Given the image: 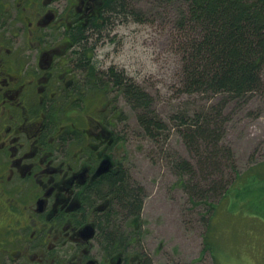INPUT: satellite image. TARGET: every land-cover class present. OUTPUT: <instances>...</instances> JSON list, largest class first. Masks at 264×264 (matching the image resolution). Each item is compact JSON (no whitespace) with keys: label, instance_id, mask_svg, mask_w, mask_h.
I'll list each match as a JSON object with an SVG mask.
<instances>
[{"label":"flooded vegetation","instance_id":"af4514ba","mask_svg":"<svg viewBox=\"0 0 264 264\" xmlns=\"http://www.w3.org/2000/svg\"><path fill=\"white\" fill-rule=\"evenodd\" d=\"M107 3L0 0V264H141L106 223L111 183L132 176L105 113L116 101L85 88L109 67L89 65L93 77L79 64L77 38Z\"/></svg>","mask_w":264,"mask_h":264},{"label":"trees","instance_id":"16d2710c","mask_svg":"<svg viewBox=\"0 0 264 264\" xmlns=\"http://www.w3.org/2000/svg\"><path fill=\"white\" fill-rule=\"evenodd\" d=\"M183 1L188 3V10L187 15L183 12L179 18L186 42L183 44V82L177 89L178 95H205L209 99L220 96L221 100L217 104L200 107L196 103L186 102L180 106L185 111L176 112L178 107L170 115L171 121L175 122V130L187 140L189 149L195 152L193 154L198 160L193 165L184 158L176 157L172 169L179 177V186L189 190L194 207H206L202 217L205 219L208 216L205 219L208 226L202 253L209 251L218 259L221 248L215 238L208 235L210 225L217 224L218 228V215L225 214L229 219L231 216H244L264 222V162L242 174L232 160L229 166L233 173L227 180L223 161L231 160L232 154L221 141L225 101L242 99L264 89V0ZM107 4L102 14V24H92L81 33L83 36L77 38L82 51L80 68L88 76L94 77L92 67L101 66V61L95 59V44L92 42H97L103 36L113 42L110 33L118 21L124 22L131 16L141 21L132 0H108ZM103 76L108 79H105L102 87L100 82L97 83V78H94V83H85L86 90L95 92L94 99L115 100L112 109L119 111V120L123 121L126 114L117 107L120 97L126 106L136 111L137 123L144 134L156 144L163 142L160 136L169 130V126L162 121L153 96L126 71L115 66L109 67ZM111 186L112 214L107 217L106 223L112 226L114 237H117L115 240H119V250L124 251L128 243L135 245L137 262L153 264L152 257L141 247L144 229L142 213L147 196L144 186L136 182L129 171L124 173L123 179L113 181ZM114 217L119 227L113 223ZM134 240L136 244H133Z\"/></svg>","mask_w":264,"mask_h":264},{"label":"rangeland","instance_id":"374dc122","mask_svg":"<svg viewBox=\"0 0 264 264\" xmlns=\"http://www.w3.org/2000/svg\"><path fill=\"white\" fill-rule=\"evenodd\" d=\"M135 9L142 22L131 16L115 24L111 31L117 34L115 40H106L100 45L97 58L100 65H115L137 80L153 96L162 121L169 126L160 136L163 142L156 144L144 134L137 123L136 111L126 106L123 99L117 107L126 114L125 120H118L117 109L108 108V119L115 123L111 129L126 142L117 145L114 152L117 158L125 157L123 161H128L132 178L144 186L147 195L141 247L153 258L154 264H264V222L244 216L229 219L225 214L218 215V228L217 224L210 225L208 234L221 248L218 259L209 251L202 253L208 226L205 221L208 216L202 217L206 207H194L189 190L179 186V177L172 169L176 157L193 165L198 160L169 117L186 102L200 107L217 104L221 99L220 96L209 99L205 95H178L177 89L183 82L186 42L179 22L181 13L187 15L188 3L135 0ZM225 103L221 141L232 154L231 160L224 158L223 161L229 180L233 173L229 166L232 160L242 174L264 162V89ZM181 111L185 109L180 107L176 112Z\"/></svg>","mask_w":264,"mask_h":264}]
</instances>
